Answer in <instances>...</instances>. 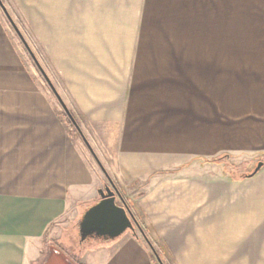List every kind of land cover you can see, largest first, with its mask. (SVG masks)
Listing matches in <instances>:
<instances>
[{
  "label": "crops",
  "instance_id": "0c3cea01",
  "mask_svg": "<svg viewBox=\"0 0 264 264\" xmlns=\"http://www.w3.org/2000/svg\"><path fill=\"white\" fill-rule=\"evenodd\" d=\"M1 1L148 241L81 242L108 178L0 6V264H264V165L206 162L264 160V0Z\"/></svg>",
  "mask_w": 264,
  "mask_h": 264
},
{
  "label": "water",
  "instance_id": "95a60500",
  "mask_svg": "<svg viewBox=\"0 0 264 264\" xmlns=\"http://www.w3.org/2000/svg\"><path fill=\"white\" fill-rule=\"evenodd\" d=\"M0 6L7 15L8 19L10 20L12 26L14 27L18 36L20 37L21 41L25 45L26 49L30 53L37 68L41 72L42 76L46 80L47 84L51 88L56 98L58 99L63 110L68 115L70 121L78 130L79 134L82 136L89 151L91 152V154L99 164L100 168L103 170V172L108 178L109 184H106L103 188L99 190V196H100L99 202L88 208L81 218V221L79 223V233H80L81 242H85L90 239L97 241H113L120 238L128 231L134 233L135 231H137V228L139 227V222L137 221L131 209L125 203V200L121 192L117 189V187L108 177L104 167L99 161L92 146L83 135L73 115L65 105L64 101L62 100L61 96L59 95L52 81L48 77L47 73L41 66L40 62L38 61L32 50L30 49L26 40L23 38L21 32L19 31L18 27L15 25L12 18L8 14L1 0H0ZM263 165H264L263 163H259L257 168L255 169L254 174L259 172V170L263 167ZM157 259L160 262V264H163L159 257H157Z\"/></svg>",
  "mask_w": 264,
  "mask_h": 264
},
{
  "label": "rangeland",
  "instance_id": "374dc122",
  "mask_svg": "<svg viewBox=\"0 0 264 264\" xmlns=\"http://www.w3.org/2000/svg\"><path fill=\"white\" fill-rule=\"evenodd\" d=\"M14 37L17 38V42L18 43H21L20 42V38H18L17 34H15ZM25 56H26V58H28V62L34 68V70L36 71V73L38 74V76L42 79L43 85L45 86L46 90H48L49 94H51V96H53L54 101H55V103L58 106V110L61 112V114L64 115L65 114L64 113V110L60 106L59 102L56 100V98L54 96V93L52 92L51 88L47 84V82L44 79V77L41 75L39 69L37 68L35 62L31 58V56H30V54L28 53L27 50H25ZM36 57H37L38 61L40 62L41 66L43 67V69L45 70V68H44V66L42 64L43 62H42L41 59L44 60V65L45 66L47 64L46 60L43 58V56H41L42 58L39 57V56H36ZM45 72H47V71L45 70ZM47 75L49 76L48 72H47ZM74 132H76V131L74 130ZM95 154H96V152H95ZM259 163H263L264 164L263 158H261V157H255V156H250V155L249 156L243 155V156H239V157L234 158V159H230V157H227L225 159H222V163L219 162L218 164H216V163H208V164L223 165L222 169H224L225 172H228V173L232 174L234 177L235 176L237 177V176H240V175H243V174H248V173L251 174V173L255 172V169L257 168V166H258ZM107 182H108V180H107ZM135 193H138V192L135 191ZM139 195H140V193L137 195V197ZM122 196H123V198H125V200L127 198L128 200L132 201L133 204H135L134 201L132 200L134 198L130 199L126 195H123V194H122ZM75 228L79 231V224H77ZM55 237L56 238L52 240L53 243L49 246L50 247L48 249L49 251H47L48 254L51 252V248L53 250L54 249L64 250L65 247L70 244L69 243V241H70L69 239L72 240V238H73V240H76V243H77V239H76L77 233L76 232H73V231H71V232L70 231H67L66 229L63 232H59L58 235L55 236ZM69 251H71V250H69ZM72 257L73 258L71 259V262H73V264H76L77 262L74 259V255H72Z\"/></svg>",
  "mask_w": 264,
  "mask_h": 264
},
{
  "label": "trees",
  "instance_id": "16d2710c",
  "mask_svg": "<svg viewBox=\"0 0 264 264\" xmlns=\"http://www.w3.org/2000/svg\"><path fill=\"white\" fill-rule=\"evenodd\" d=\"M63 118L65 119V121H66V123L68 124V126H70V127H73L74 125L72 124V122L70 121V119H69V117H68V115L65 113L64 115H63ZM228 156H221V157H219V158H215V159H211V160H207L206 162L207 163H216V164H218L219 162H221L222 163V159H225V158H227ZM220 166V165H219ZM223 172H224V174H225V176H227V177H229L230 179H233V180H240V179H247V178H250V177H252L253 175H255L254 174V172L253 173H251V174H243V175H240V176H233L232 174H230V173H228V172H225L224 171V169H223ZM124 200H125V198H124ZM125 203L127 204V206L130 208V209H133V207L135 208L136 206H135V204H133V202L132 201H130V200H128V199H126L125 200ZM138 233L145 239V240H147V232H146V230H144V228L140 225V223H139V227L137 228V231H135L134 232V234H135V236H138ZM82 243H84V242H82ZM152 247V246H151ZM153 251H154V253L157 255V256H160V252L157 250V249H155V248H153ZM75 261L76 262H79V260H80V257L79 256H75Z\"/></svg>",
  "mask_w": 264,
  "mask_h": 264
}]
</instances>
